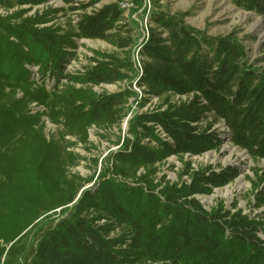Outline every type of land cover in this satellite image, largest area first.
<instances>
[{"label": "trees", "instance_id": "obj_1", "mask_svg": "<svg viewBox=\"0 0 264 264\" xmlns=\"http://www.w3.org/2000/svg\"><path fill=\"white\" fill-rule=\"evenodd\" d=\"M46 1L0 0L8 12L0 13V264H264L263 217L236 205L208 209L197 198L234 180L238 170H186L189 180L181 183L153 178L170 156L218 149V121L235 146L264 159V66L250 59L243 38L236 31L211 35L186 20L188 11L156 9L138 48L141 66L132 56L102 52L95 65L72 74L66 67L75 37L129 46L117 30L123 9L119 1L104 4L73 30L47 25L49 11L9 13ZM231 1L264 15V0ZM30 65L39 67L38 79ZM126 79L129 87L118 92L93 89ZM133 80L142 105L152 96L164 97L163 104L132 114L120 147L104 159L99 183L75 201L83 178L68 176L66 164L77 156L70 152L64 160L60 144L45 137L42 113L29 106L48 107L65 134L86 141L92 124L128 116L127 100L139 97ZM140 168L145 173L137 175ZM260 182L254 183L258 207L264 204Z\"/></svg>", "mask_w": 264, "mask_h": 264}, {"label": "rangeland", "instance_id": "obj_2", "mask_svg": "<svg viewBox=\"0 0 264 264\" xmlns=\"http://www.w3.org/2000/svg\"><path fill=\"white\" fill-rule=\"evenodd\" d=\"M119 1L123 9V18L118 23L117 30L121 36L130 42L126 48H120L114 43L103 39H91L75 37L77 47L74 48V56L66 67L68 73L83 72L89 66L95 65V58H100L99 53H113L120 57H131L138 61V48L143 39L148 35L149 13L153 10H165L170 13L188 11L186 20L201 29L207 30L211 35H225L236 31L239 37L243 38L250 59L258 61V65L264 66V15L254 11H248L235 5L231 0H142L137 4L135 0H76L72 4H65L61 0H47L38 5H23L15 7L9 13L28 8L27 15L37 12L49 11L50 19L47 25L62 27L64 30H73L76 23L84 14L93 13L104 4ZM130 6L123 7V3ZM0 13L7 11L0 7ZM72 50L71 48H69ZM33 79L39 77V67L30 65ZM134 75L133 72H130ZM47 85H51L52 77L47 76ZM132 88L139 93V97H130L125 105L128 116L120 123L112 125L92 124L87 129V139L83 141L78 135L65 134L66 127L61 121L54 123L48 115V107L43 104L33 102L30 104L32 113H42L41 124L44 126L43 132L48 141L56 140L62 148L64 160H68L67 153L73 152L77 156L74 164H66L68 176L78 175L82 177V188L75 201L80 197L83 190L93 188L99 183V174L104 165V159L110 152L116 151L120 147L128 130V118L135 112L152 110L162 106L164 97H148L149 100L143 105V93L141 89L132 81ZM67 84V80H61L59 88ZM130 80H121L114 83H103L93 86L99 93H114L129 87ZM79 87L80 85L77 84ZM22 92L18 91V96ZM179 97H174L178 99ZM213 130L222 138V145L218 149L209 150L200 155L185 154L183 156H170L166 160L157 164V172L153 176L157 183L161 179L172 183H181L189 180L185 174L186 170L192 171L206 166H211L215 171L233 168L238 170V175L228 184L214 188L210 194H199L197 198L208 209L221 204L227 208H241L251 216L264 218V204L256 206L254 193V183H259L261 176H264V159L254 160L241 148L235 146L229 140L228 129L225 124L218 121L214 124ZM64 133V135H63ZM64 137V138H63ZM109 166L112 162H108ZM133 173V172H132ZM145 173L144 168H140L137 175ZM133 181V176L127 179ZM264 189V181L260 182L259 190ZM68 206H71L69 204ZM62 212L58 209V217ZM117 231L114 232L116 234ZM141 264H162L159 262L147 261Z\"/></svg>", "mask_w": 264, "mask_h": 264}, {"label": "built area", "instance_id": "obj_3", "mask_svg": "<svg viewBox=\"0 0 264 264\" xmlns=\"http://www.w3.org/2000/svg\"><path fill=\"white\" fill-rule=\"evenodd\" d=\"M128 6H130V4L129 3H123V7H128ZM137 58H138V64H139V66H141L140 65V62H139V54H138V56H137Z\"/></svg>", "mask_w": 264, "mask_h": 264}, {"label": "water", "instance_id": "obj_4", "mask_svg": "<svg viewBox=\"0 0 264 264\" xmlns=\"http://www.w3.org/2000/svg\"><path fill=\"white\" fill-rule=\"evenodd\" d=\"M129 119V118H128ZM128 122V121H127Z\"/></svg>", "mask_w": 264, "mask_h": 264}]
</instances>
